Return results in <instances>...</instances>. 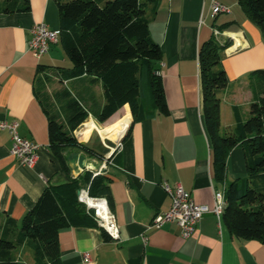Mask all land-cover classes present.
Segmentation results:
<instances>
[{
    "label": "crops",
    "instance_id": "1",
    "mask_svg": "<svg viewBox=\"0 0 264 264\" xmlns=\"http://www.w3.org/2000/svg\"><path fill=\"white\" fill-rule=\"evenodd\" d=\"M210 1L156 0L146 8L149 36L161 52L157 74L168 115L159 113L149 85L142 84L137 118L128 105L109 118L120 116L125 109L130 118L123 117L109 130L104 129L111 136L102 137L111 140L126 132L106 169L97 175L109 182L106 201L115 216L119 240L105 241L97 226L63 228L58 232L61 264H85L84 253L89 254L91 264H264V244L234 237L222 220V212L220 216L204 214L189 238H182L174 223L151 227L152 220L170 207L163 184H180L195 204L212 210L215 191L248 176L243 149L234 147L226 156L225 181L215 180L212 145L203 119L199 52L215 36L214 30L220 33L215 36L218 40L231 42L220 61L228 85L217 92V98L219 135L232 136V107H239L243 119L247 117L251 99L248 78L264 69V35L239 0H216L228 6L230 13L214 18ZM28 4V11L0 12V122H17L20 137L39 146L34 166H20L10 153V134L0 130V215L18 223L46 187L67 184L85 172L96 177L93 173L102 163L82 151L66 149L62 152L66 173L49 150L47 117L36 97V79L40 70L59 67L58 62L66 58L59 43L39 58L29 50L32 27L44 24L59 31V17L54 0H28ZM94 90L97 101L103 104L101 85ZM82 133L78 127L75 139L89 141L90 133ZM88 188L80 182L79 190ZM24 248L32 261L30 249L17 250ZM15 255L19 262L33 264L17 252Z\"/></svg>",
    "mask_w": 264,
    "mask_h": 264
},
{
    "label": "trees",
    "instance_id": "2",
    "mask_svg": "<svg viewBox=\"0 0 264 264\" xmlns=\"http://www.w3.org/2000/svg\"><path fill=\"white\" fill-rule=\"evenodd\" d=\"M54 1L59 17L58 43L70 67L40 70L42 75L36 79L35 92L47 117L49 150L67 173L64 150L96 154L74 137V131L88 116L103 123L128 105L133 118H137L142 107V84L149 85L160 114L168 115V108L157 74L160 48L149 36L145 17L146 8L156 0ZM239 2L264 35V0ZM28 5V0H2L0 12L28 11ZM230 45L229 40L220 41L212 36L199 52L204 125L212 145L216 182L225 181L227 153L234 147H241L244 152L248 176L225 187L222 220L234 237L264 244V69L254 71L248 78L251 99L247 117L243 119L239 107L233 106L234 135L220 136L217 92L228 85L220 61L221 53ZM50 73L58 79L59 86L67 82L70 88L59 87L47 93L45 83L52 82ZM96 85H101L103 104L93 94ZM126 116L129 118L125 109L106 130ZM80 182L88 185L90 196L109 200L108 180L85 172L67 184L46 187L19 223L0 215V264H24L15 255L22 247L31 250L33 264H61L58 232L70 226H96L77 201ZM102 234L105 241H110L105 232Z\"/></svg>",
    "mask_w": 264,
    "mask_h": 264
},
{
    "label": "built area",
    "instance_id": "3",
    "mask_svg": "<svg viewBox=\"0 0 264 264\" xmlns=\"http://www.w3.org/2000/svg\"><path fill=\"white\" fill-rule=\"evenodd\" d=\"M211 17L214 18L220 14L230 13L228 6L210 1ZM57 30L48 29L44 24L34 25L31 29V38L29 41V50L37 58L47 54L52 46L58 43ZM215 36H220L217 30H214ZM18 124L15 121H1L0 130L7 131L11 136L10 153L16 158L20 166L33 167L38 159L39 146L20 137L17 131ZM120 143L110 149L107 158H110L118 151ZM106 169V163H102L93 176L103 173ZM163 189L170 198L169 210L156 216L151 223V227L159 229L165 224L174 223L180 229L182 238H189L195 231L204 214L213 213L220 216L222 208L225 205L224 188L214 192V204L212 210L206 206L195 204L187 195L180 184L169 186L163 184ZM77 200L81 203L87 214L93 218L96 226L105 232L110 240L117 242L119 240V228L114 214L111 212L108 203L103 197H92L87 189L79 190ZM85 264H91L89 254H83Z\"/></svg>",
    "mask_w": 264,
    "mask_h": 264
},
{
    "label": "rangeland",
    "instance_id": "4",
    "mask_svg": "<svg viewBox=\"0 0 264 264\" xmlns=\"http://www.w3.org/2000/svg\"><path fill=\"white\" fill-rule=\"evenodd\" d=\"M219 37V36H218ZM220 41H223V40H220ZM223 43V42H222ZM59 51V50H58ZM222 56H223V54L221 53V58H222ZM64 59V58H63ZM62 61V60H61ZM57 65H59V66H61V67H68L69 65H70V63H69V61L66 59H64V61L63 62H58V64ZM246 71H248V70H246ZM41 75H42V73H40V75H38V77H41ZM50 75H51V79H52V82H50L49 84L48 83H45V91L47 92V93H51L52 91H54V90H56V89H58L59 87H69L70 88V85H69V83H67V82H64L61 86H59L58 85V83H57V78H55V75H53L52 73H50ZM228 78H230V76L228 77ZM95 89V87L93 88V90ZM95 91V90H94ZM93 91V94H94V96L96 97V94H95V92ZM91 117V118H90ZM117 117H119V115L117 114L115 117H113L112 119H109L108 121H105V122H103V123H100V122H98L95 118H93L92 116H88V118H87V121H88V119H92L93 120V122H95V124L98 126V127H101V128H104V129H106L105 127L106 126H109L111 123H112V121L115 119V118H117ZM90 121V120H89ZM81 126V127H80ZM79 126V129H82L83 130V125L81 124ZM78 129V128H77ZM109 128H107V130H108ZM89 141H87V142H78L77 140V142L79 143V144H81V145H84V146H88V147H90V148H92L93 150H95V152H96V154H95V156H88L87 154H85V155H87L86 157H91L92 159L94 158V159H96V160H99V161H102V163H106V167L108 166V162H109V160H110V158H107V156L109 155V153H110V149L111 148H113L115 145H116V143H117V140H111V139H109V138H106V137H100V135L99 134H97V132L93 129L91 132H90V134H89V139H88ZM101 154L102 156L101 157H98L99 155ZM101 163V164H102ZM20 250V249H19ZM19 250H17L16 252H17V254L21 257V258H23L24 259V261L26 262V263H32V261L30 260V259H28V256L26 255V251H27V249H23V250H21V251H19ZM29 255L32 257V252H31V250H30V253H29Z\"/></svg>",
    "mask_w": 264,
    "mask_h": 264
},
{
    "label": "bare ground",
    "instance_id": "5",
    "mask_svg": "<svg viewBox=\"0 0 264 264\" xmlns=\"http://www.w3.org/2000/svg\"><path fill=\"white\" fill-rule=\"evenodd\" d=\"M83 126H84V129L82 130V132H83L82 134H84V135H88L93 129L97 132V134L100 135V137H102L103 134H106L108 136L110 135V133L108 131H105L103 128L98 127L95 124V122H93L92 120L85 122Z\"/></svg>",
    "mask_w": 264,
    "mask_h": 264
},
{
    "label": "water",
    "instance_id": "6",
    "mask_svg": "<svg viewBox=\"0 0 264 264\" xmlns=\"http://www.w3.org/2000/svg\"><path fill=\"white\" fill-rule=\"evenodd\" d=\"M126 129H127V128H126ZM125 132H126V130L124 131V133L122 134V136L118 139L117 143H120V142L122 141V139H123V137H124V135H125ZM78 194H79V190L76 191V195H77V196H78Z\"/></svg>",
    "mask_w": 264,
    "mask_h": 264
}]
</instances>
